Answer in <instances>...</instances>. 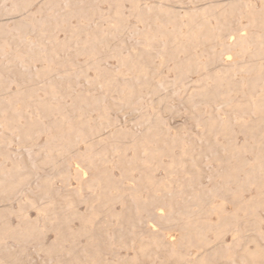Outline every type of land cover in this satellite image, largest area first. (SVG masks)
I'll return each instance as SVG.
<instances>
[{
	"label": "rangeland",
	"instance_id": "rangeland-1",
	"mask_svg": "<svg viewBox=\"0 0 264 264\" xmlns=\"http://www.w3.org/2000/svg\"><path fill=\"white\" fill-rule=\"evenodd\" d=\"M233 1L0 0V264H264V124L237 121L264 107V0Z\"/></svg>",
	"mask_w": 264,
	"mask_h": 264
},
{
	"label": "bare ground",
	"instance_id": "bare-ground-1",
	"mask_svg": "<svg viewBox=\"0 0 264 264\" xmlns=\"http://www.w3.org/2000/svg\"><path fill=\"white\" fill-rule=\"evenodd\" d=\"M33 1V0H32ZM229 1V0H228ZM234 2H236L235 0L233 1V3ZM141 3V2H140ZM262 3H263V1H262ZM230 4H232V3H230ZM235 4V3H234ZM233 4V5H234ZM264 5V4H263ZM141 6V5H140ZM133 7L135 8V10L136 9H138L139 8V4L136 2V1H134L133 2ZM169 8V7H168ZM141 9V8H140ZM222 9H221V6H220V4L218 5V9H217V11L218 12H220ZM244 11V10H243ZM252 11V10H251ZM228 12V11H227ZM227 12H226V14H227ZM254 12V11H253ZM22 16V15H21ZM27 16V15H26ZM225 16V15H224ZM254 16H255V14H254ZM25 17V16H24ZM223 17V16H222ZM21 18V17H20ZM121 18V17H120ZM119 18V19H120ZM203 19V18H202ZM225 19V18H224ZM258 20H259V18H257ZM254 20H255V17H254ZM20 21V20H19ZM28 21H29V19H28ZM260 21V20H259ZM18 22V21H17ZM263 22V21H262ZM35 23V22H34ZM28 24V23H27ZM33 24V23H32ZM32 24L30 25V26H32ZM264 24V23H263ZM19 25H20V23H19ZM36 25V24H35ZM27 26H29V25H27ZM262 26H264V25H262ZM262 26H261V28H262ZM1 28V27H0ZM34 28V27H33ZM226 29V28H225ZM229 29V28H228ZM231 29V28H230ZM30 31V30H29ZM75 31V30H74ZM186 31V30H185ZM188 31V30H187ZM186 31V32H187ZM189 31H190V29H189ZM226 31H227V29H226ZM223 32H225V31H223ZM222 32V33H223ZM226 33V32H225ZM252 33V32H251ZM254 33H255V31H254ZM3 34V33H2ZM191 34H193V32H191ZM190 34V35H191ZM202 34V33H201ZM229 34H230V32H229ZM243 34V33H242ZM20 35V34H19ZM196 35H198V34H196ZM195 35V36H196ZM241 35V34H240ZM248 36H249V34H247ZM175 36V35H174ZM177 36V35H176ZM183 36V35H182ZM243 36V35H242ZM179 37V36H178ZM184 37V36H183ZM200 37V36H199ZM230 37V36H229ZM239 37V36H238ZM245 37V36H244ZM89 38V37H88ZM148 38V37H147ZM176 38V37H175ZM175 38H174V40H175ZM188 38V37H187ZM70 39V38H69ZM180 39V38H179ZM184 39H186V36H185V38ZM191 39H193V38H191ZM196 39V38H195ZM239 39V38H238ZM245 39H246V37H245ZM232 40V39H231ZM168 41V40H167ZM179 41V40H178ZM188 41V40H187ZM93 42V41H92ZM94 42H95V40H94ZM236 42V41H235ZM245 42V41H244ZM176 44H177V42H176ZM183 44V43H182ZM187 44H188V42H187ZM263 44V43H262ZM170 45H171V43H170ZM180 45V44H179ZM193 45V44H192ZM192 45H190V46H192ZM195 45V44H194ZM185 46V45H184ZM183 46V47H184ZM240 46V45H239ZM261 46V45H260ZM175 47V46H174ZM180 46H177V48H179ZM233 47H235L234 45H232V48ZM170 48V47H169ZM194 48V47H193ZM237 48V47H236ZM181 49V48H180ZM175 50V49H174ZM172 51V50H171ZM179 51V50H178ZM177 51V52H178ZM184 51V50H183ZM197 51V50H196ZM258 51V50H257ZM112 52V51H111ZM114 52V51H113ZM135 52V51H134ZM176 52V51H175ZM180 52H181V50H180ZM187 52V51H186ZM235 52V51H234ZM255 52V51H254ZM86 53V52H85ZM120 53V52H119ZM185 53V52H184ZM233 52H231V54H232ZM191 54H192V52H191ZM195 54V53H194ZM233 54H235V53H233ZM84 55V54H83ZM121 55V54H120ZM189 55V54H188ZM213 55V54H212ZM211 55V56H212ZM254 55H256L255 53H254ZM88 56V55H87ZM176 56V55H175ZM174 56V57H175ZM193 56V55H192ZM188 57V56H187ZM237 57V56H236ZM121 58V57H120ZM230 58V55L229 54H227V59H229ZM235 58V57H234ZM233 58V59H234ZM4 59V58H3ZM42 59V58H41ZM185 59V57L183 58V60ZM238 59H240V60H237L238 62V65L239 66H245V65H247V66H256V68L257 67H260V57H254V58H252L251 60H250V62L249 63H246V62H243L242 60H241V58H238ZM1 60H2V58H1ZM23 60H25L24 58H23ZM87 60V59H86ZM131 60V59H130ZM130 60H128V61H130ZM235 60V59H234ZM43 61H45V60H43ZM186 61H187V59H186ZM233 61V60H232ZM50 62V61H49ZM184 62V61H183ZM226 62V61H225ZM47 63V62H46ZM51 63V62H50ZM140 63V62H139ZM187 63V62H186ZM229 63V62H228ZM227 63V64H228ZM183 64H185V63H183ZM62 65V64H61ZM134 65H135V63H134ZM132 66V65H131ZM136 66V65H135ZM157 66V65H156ZM174 66V65H173ZM182 66V65H181ZM185 66H187V64L185 65ZM184 66V67H185ZM54 67V66H53ZM133 67V66H132ZM132 67H131V69H132ZM152 67V66H151ZM180 67V66H179ZM187 68V67H186ZM250 68V67H249ZM45 69V68H44ZM50 69H51V67H50ZM58 69V68H57ZM163 69V68H162ZM177 69V68H176ZM185 69V68H184ZM183 69V70H184ZM188 69V68H187ZM227 69V68H226ZM135 70V69H134ZM181 70V69H180ZM223 70H225V68L223 69ZM59 71V70H58ZM159 71V70H158ZM68 72V71H67ZM160 72V71H159ZM182 72V71H181ZM229 72V71H228ZM65 73V72H64ZM70 73V72H69ZM120 73V72H119ZM136 73V72H135ZM138 75V74H137ZM158 75H160V74H158ZM54 76V75H53ZM52 76V77H53ZM65 76H66V74H65ZM162 76V75H161ZM50 77V76H49ZM138 77V76H137ZM159 77V76H158ZM139 78V77H138ZM160 78V77H159ZM201 78V77H200ZM47 79H48V77H47ZM176 79V78H175ZM180 79V78H179ZM184 79V78H183ZM164 80V79H163ZM162 80V81H163ZM187 80V78H185V81ZM21 81H23V80H21ZM161 81V80H160ZM161 81V82H162ZM20 82V81H19ZM18 82V83H19ZM159 82V81H158ZM160 82V83H161ZM186 83V82H185ZM28 84V83H27ZM44 84V83H43ZM162 84V83H161ZM29 85V84H28ZM54 86H55V83L53 84ZM30 86V85H29ZM256 86V83H254V82H251L250 83V89H254V87ZM20 87H22V85L20 86ZM104 87V86H103ZM203 87V86H202ZM23 88V87H22ZM25 89V88H24ZM200 89H202V88H200ZM21 90V89H20ZM26 90H28V89H26ZM140 90H143V89H140ZM33 91V90H32ZM25 92V91H24ZM17 93H19V91L17 92ZM22 93V92H21ZM20 93V94H21ZM197 93V92H196ZM195 93V94H196ZM19 94V95H20ZM194 94V95H195ZM32 95V94H31ZM138 95H140V94H138ZM58 96V95H57ZM135 96V95H134ZM196 96V95H195ZM253 96H254V94H253ZM32 97V96H31ZM76 97V96H75ZM192 97V96H191ZM77 98V97H76ZM79 98V97H78ZM130 98V97H129ZM35 99V98H34ZM80 99V98H79ZM189 99V98H188ZM13 100V99H12ZM39 100V99H38ZM43 100V99H42ZM78 101V100H77ZM31 102V101H30ZM41 102V101H40ZM240 103V102H239ZM10 104V103H9ZM32 104V103H31ZM30 104V105H31ZM82 104V103H81ZM251 104V103H250ZM7 105V104H6ZM78 105V104H77ZM33 106V105H32ZM33 108V107H32ZM37 108V107H36ZM240 108H241V106H240ZM39 110V109H38ZM240 110V109H239ZM28 111V110H27ZM72 111V110H71ZM75 111V110H74ZM8 112V111H7ZM252 112L254 113V117L252 118V120L250 121V124L248 125L247 124V121L245 120V118H241V117H239L238 118V123L240 124V126L242 127V126H244V127H246L247 128V131L250 133V132H253V131H257L259 128H260V126H262L263 124H264V107H263V105L261 104V100H257V101H255V105H254V107H253V109H252ZM142 113V112H141ZM6 114V113H5ZM59 115V114H58ZM64 115V114H63ZM29 116V115H28ZM27 116V117H28ZM18 117V116H17ZM30 117V116H29ZM145 117V116H144ZM20 118V117H19ZM18 118V119H19ZM25 118V117H24ZM151 118V117H150ZM21 119V118H20ZM19 119V120H20ZM69 119V118H68ZM74 119V118H73ZM140 119V118H139ZM23 120V119H22ZM46 120V119H45ZM2 121V120H1ZM5 121V120H4ZM39 121V120H38ZM37 121V122H38ZM6 122V121H5ZM24 122V120L22 121V123ZM59 123V122H58ZM4 124V123H3ZM5 124H7V123H5ZM13 124H14V122H13ZM16 124V123H15ZM46 125V124H45ZM64 125V124H63ZM66 125V124H65ZM12 126H14V125H12ZM23 126H24V123H23ZM90 126V125H89ZM7 127V126H6ZM25 127V126H24ZM62 127V126H61ZM46 128V127H45ZM67 129H69V126H67L66 127ZM66 128H64L65 129V132H66ZM48 129V128H47ZM72 129V128H71ZM27 130V129H26ZM60 130V129H59ZM70 130V129H69ZM222 130L224 131V132H229V130H230V127H229V125H227V124H223V126H222ZM14 131V130H13ZM63 131V130H62ZM105 131V130H104ZM103 131V132H104ZM214 130H212V131H210V132H213ZM64 132V133H65ZM103 132L101 133V134H103ZM66 133H68V131L66 132ZM70 133V132H69ZM215 133V132H214ZM210 134V133H209ZM216 134H217V132H216ZM2 135V134H1ZM16 135V134H15ZM104 135V134H103ZM7 136V135H6ZM5 136V137H6ZM99 136V135H98ZM10 137V136H9ZM115 137V136H114ZM118 138V137H117ZM4 139V138H3ZM120 139V138H119ZM121 140H122V138H121ZM120 140V141H121ZM123 141V140H122ZM5 143V142H4ZM109 143V142H108ZM121 143H123L124 144V142H121ZM121 143H119V144H121ZM93 145V144H92ZM110 145H112V143L110 144ZM122 145V144H121ZM134 146H135V144H133ZM104 146H107V144L106 145H103L102 147L101 146H99V147H101V148H103ZM118 146H120V145H118ZM233 146V145H232ZM93 147H94V145H93ZM97 148H98V146H96ZM109 147V146H108ZM224 147V146H223ZM88 148H89V146H88ZM95 148V147H94ZM119 148V147H118ZM121 148H123V147H121ZM156 148V147H155ZM238 148V147H237ZM92 149V148H91ZM105 149V148H104ZM103 149V150H104ZM232 149H233V147H232ZM231 149V150H232ZM89 151H91V150H89ZM106 151V150H105ZM182 151H183V149H182ZM185 151V150H184ZM237 151V150H236ZM94 152H95V150H94ZM107 152H108V150H107ZM107 152H105V155H107L106 153ZM122 152V151H121ZM77 153V152H76ZM89 154L90 153H92V152H88ZM99 152H96V154H98ZM102 153V152H101ZM109 153H111L110 151H109ZM108 153V154H109ZM113 153L114 152H112V155H113ZM104 154V152L101 154V155H103ZM118 154H120V153H118ZM184 154V153H183ZM186 154V153H185ZM75 155H78V154H75ZM84 155H86V154H84ZM98 155H100V154H98ZM97 155V156H98ZM111 155V156H112ZM83 156V155H82ZM94 156V154L92 153V155H91V159H94V161H95V159H98V158H92ZM184 156V155H183ZM4 157V156H3ZM68 157V156H67ZM77 157V156H76ZM87 157V156H86ZM85 157V158H86ZM106 157V156H105ZM113 157H114V155H113ZM80 158V157H79ZM108 157H106V160L108 161V159H107ZM181 159H183L182 157H180ZM81 159H83V158H80V160ZM102 159V158H101ZM113 159V158H112ZM67 160V159H66ZM65 160V161H66ZM89 160V159H88ZM105 160V161H106ZM132 160V159H131ZM68 161V160H67ZM83 161H85V160H83ZM92 161V160H91ZM99 161V160H98ZM102 161V160H101ZM104 160H103V162L104 163H106ZM109 161H110V159H109ZM176 161H177V159H176ZM223 161V160H222ZM43 163H44V161H42ZM76 162V161H75ZM74 162V163H75ZM85 162H87V161H85ZM93 162V161H92ZM102 162V163H103ZM131 162V161H130ZM184 162V161H183ZM218 162V161H217ZM227 162V161H226ZM89 163V162H88ZM100 164H101V162H99ZM111 163V162H110ZM110 163L108 164V165H110ZM220 163V162H219ZM222 163V162H221ZM245 163V162H244ZM243 162H242V164L243 165H245ZM257 163V162H256ZM259 163V162H258ZM78 164V163H77ZM80 164V163H79ZM84 164V163H83ZM98 164V163H97ZM97 164H96V166H97ZM195 164V163H194ZM227 164V163H226ZM71 165H72V167H73V164L71 163ZM71 165H69V166H71ZM76 165V164H75ZM90 165V164H89ZM93 165V164H92ZM95 165V164H94ZM112 165V164H111ZM129 165V164H128ZM230 165V164H229ZM79 166V165H78ZM83 166V165H82ZM106 166V165H105ZM180 166V165H179ZM227 166V165H226ZM256 166H257V164H256ZM127 167V166H126ZM125 167V168H126ZM131 167V166H130ZM194 167V166H193ZM247 167V166H246ZM259 167V166H258ZM2 168V167H1ZM18 168V167H17ZM84 168V167H83ZM82 168V169H83ZM6 169V168H5ZM86 169V168H85ZM127 169V168H126ZM181 169V168H180ZM196 169V168H195ZM250 169V168H249ZM252 169V168H251ZM17 170V169H16ZM53 170V169H52ZM88 170H90V169H88ZM125 170V169H124ZM217 170V169H216ZM226 170V169H225ZM236 170H237V168H236ZM255 170V169H254ZM107 171V170H106ZM126 171V170H125ZM124 171V172H125ZM176 170H174V173H175V175H176V172H175ZM190 171H191V169H190ZM195 171H197V170H195ZM218 171V170H217ZM252 171H253V169H252ZM74 172H75V170H74ZM199 172H201V171H199ZM224 172V171H223ZM251 172V171H250ZM82 173L83 174H85V171H82ZM105 173H108V172H105ZM104 173V174H105ZM229 173V172H228ZM233 173V172H232ZM231 173V175H232V178H234L233 177V174ZM248 173H249V171H248ZM80 174H81V172H80ZM112 174V173H111ZM154 174V173H153ZM181 175H182V173H180ZM190 174H192V173H190ZM225 174H227V172L225 173ZM236 174H238V173H236ZM235 174V175H236ZM256 174V173H255ZM31 175V174H30ZM77 175H79L78 174V172H77ZM110 175V174H109ZM174 175V174H173ZM199 175V174H198ZM26 176H27V174H26ZM25 176V177H26ZM89 176V175H88ZM167 176V175H166ZM177 176V175H176ZM215 176H217V175H215ZM228 177L230 176V175H227ZM1 177V176H0ZM9 177V176H8ZM113 177V176H112ZM2 178V177H1ZM6 178V177H5ZM82 178V177H81ZM80 178V179H81ZM91 178H92V175H91ZM90 178V179H91ZM100 178V177H99ZM106 178H108V177H106ZM109 178H111V177H109ZM114 179H115V177H113ZM157 178V177H156ZM169 178H171V177H169ZM175 178V177H174ZM191 178V177H190ZM199 178V177H198ZM218 178V177H217ZM232 178L230 177V179L232 180ZM26 179V178H25ZM24 179V180H25ZM80 179H79V181H80ZM85 179V178H84ZM101 179H102V177H101ZM117 179V178H116ZM158 179V178H157ZM229 179V180H230ZM8 180V179H7ZM78 180V179H77ZM82 180V179H81ZM88 180V179H87ZM107 180V179H106ZM117 180H119V179H117ZM161 180V179H160ZM163 180V179H162ZM167 180V179H166ZM3 181V180H2ZM78 181V182H79ZM155 181V180H154ZM153 181V182H154ZM168 181H170L169 179H168ZM225 181L227 182L228 180L227 179H225ZM7 182V181H6ZM77 182V181H76ZM77 182V183H78ZM91 182V181H90ZM94 182V181H93ZM160 182V181H159ZM162 183L164 182V181H161ZM177 182V181H176ZM3 183H5V182H3ZM8 183H9V181H8ZM80 183V182H79ZM99 183V182H98ZM157 183V181H155L153 184H154V186H155V184ZM165 183H167V182H165ZM164 183V184H165ZM172 183V182H171ZM231 183V182H230ZM235 183V182H234ZM0 184H1V182H0ZM6 184V183H5ZM52 184V183H51ZM81 184V186L82 185H84V184H82V183H80ZM91 184V187H93L92 186V183H90ZM89 184V185H90ZM169 184V183H168ZM14 185V184H13ZM13 185H11V183L10 184H6L5 186L6 187H8L7 189L8 190H10V191H12V188H13ZM19 185V184H18ZM86 185V184H85ZM95 185V184H94ZM169 185H172V184H169ZM190 185V184H189ZM5 186L3 185L2 186V191H3V193L2 194H4L5 192H4V190H3V187L5 188ZM86 186H88V184L86 185ZM97 186V185H96ZM148 186H150V185H148ZM158 186V185H157ZM160 186V185H159ZM191 186V185H190ZM78 187V186H77ZM84 187V186H83ZM89 187V186H88ZM95 187V186H94ZM143 187V186H142ZM163 187H164V185H163ZM197 187V186H196ZM0 188H1V186H0ZM79 188V187H78ZM82 188V187H81ZM152 188V187H151ZM166 188V187H165ZM167 188H170V187H167ZM199 188V187H198ZM83 189V188H82ZM87 189V188H86ZM85 189V190H86ZM150 189V188H149ZM156 189V188H155ZM19 190V189H18ZM68 190V189H67ZM66 190V191H67ZM84 190V191H85ZM144 190H146V189H144ZM156 190H158V189H156ZM190 190V189H189ZM211 190V189H210ZM210 190H209V192H210ZM5 191H7V190H5ZM152 190H150V192H151ZM161 191V190H160ZM200 191V190H199ZM198 191V192H199ZM1 192V191H0ZM149 192V191H148ZM169 192V191H168ZM16 193V192H15ZM15 193H13L12 195H13V197L14 196H16V195H18L17 193H16V195H15ZM106 193H107V191H106ZM158 192H156V194H157ZM161 193V192H160ZM180 193V192H179ZM213 193V192H212ZM263 193H264V187H262L261 189H259V191L257 192V195L256 196H254V197H252L251 198V200L253 201V202H255V203H258V201H259V198H261V196L263 195ZM7 194V193H6ZM163 194H165V193H163ZM199 194V193H198ZM210 194V193H209ZM138 195V194H137ZM141 195V194H140ZM155 195V194H154ZM154 195H153V197H154ZM162 195V194H161ZM171 195V194H170ZM185 195V194H184ZM197 195V194H196ZM202 195V194H201ZM8 196V195H7ZM83 196V195H82ZM108 196H109V194H108ZM115 196L116 195H114V198H115ZM124 196V195H123ZM163 196V195H162ZM183 196V195H182ZM190 196H191V194H190ZM9 197V196H8ZM19 197V196H18ZM117 197V196H116ZM128 197V196H127ZM166 197V196H165ZM178 197V196H177ZM201 196H198V198H200ZM251 197V196H250ZM7 198V197H6ZM78 198L79 197H77V200H78ZM91 198V197H90ZM89 198V199H90ZM109 198V197H108ZM149 197H147V199H148ZM191 198V197H190ZM202 198V197H201ZM14 199H16V198H14ZM88 199V200H89ZM106 199V198H105ZM143 200H144V198H142ZM150 199V198H149ZM155 199V198H154ZM174 199V198H173ZM172 199V200H173ZM195 199H196V196H195ZM213 199V198H212ZM91 200V199H90ZM67 201V205H68V207L70 208V207H73V204H72V202H70L69 200H66ZM103 201H104V199H103ZM148 201V200H147ZM151 201V200H150ZM160 201V200H159ZM192 201L193 200H191V203H192ZM137 202V201H136ZM154 202H155V200H154ZM157 202V201H156ZM162 202V201H161ZM190 202V201H189ZM263 202V201H262ZM6 203H8V202H6ZM138 203V202H137ZM148 204H146V208H148V206L147 205H150L149 204V202H147ZM174 203V202H173ZM202 203V202H201ZM219 203V202H218ZM217 203V204H218ZM11 204V203H10ZM25 204V203H24ZM108 204H110V202L108 203ZM107 204V205H108ZM115 204V203H114ZM113 204V205H114ZM157 204V203H156ZM161 204V203H160ZM163 204V203H162ZM175 204V203H174ZM177 204V203H176ZM21 205V204H20ZM31 205H32V203H31ZM35 205V204H34ZM112 205V206H113ZM159 205V204H158ZM194 205H196V204H194ZM202 205V204H201ZM219 205V204H218ZM111 206V205H110ZM112 206H111V208H112ZM135 206V205H134ZM151 207H152V205H150ZM164 206V205H163ZM193 206V205H192ZM203 206V205H202ZM7 207V206H6ZM9 207V206H8ZM62 207V206H61ZM97 207V206H96ZM106 207H108V206H106ZM167 207V206H166ZM21 208H23V207H21ZM33 208V207H32ZM109 208V207H108ZM135 208V207H134ZM136 208H137V206H136ZM160 208V207H159ZM162 208V207H161ZM169 208V207H168ZM171 208V207H170ZM176 208H178V207H176ZM9 209V208H8ZM26 209V208H25ZM98 209V208H97ZM220 208H218V210H219ZM14 210V209H13ZM91 210V209H90ZM101 210V209H100ZM105 210V209H104ZM107 210V209H106ZM112 210V209H111ZM114 210V209H113ZM121 210V209H120ZM135 211H136V209H134ZM151 210V209H150ZM154 210V209H153ZM157 210H158V208H157ZM175 210H177V209H175ZM207 210V209H206ZM95 211V210H94ZM109 211V210H108ZM119 211V210H118ZM141 211V210H140ZM174 211V210H173ZM185 211H186V209H185ZM215 211H216V209H215ZM17 212V211H16ZM15 212V213H16ZM18 212H20L19 210H18ZM99 212V211H98ZM103 212V211H102ZM139 212V211H138ZM147 212V211H146ZM154 212V211H153ZM189 212H191V211H189ZM13 214H14V212H12ZM24 212H23V209H22V212H21V217H22V214H23ZM114 213H115V210H114ZM148 213V212H147ZM162 213V212H161ZM160 213V214H161ZM164 213V212H163ZM216 213H217V211H216ZM28 214V213H27ZM79 214V213H78ZM102 214V213H101ZM100 214V215H101ZM106 214V213H105ZM112 214V213H111ZM140 214V213H139ZM174 214H175V212H174ZM205 214V213H204ZM220 214V213H219ZM226 214V213H225ZM1 215V214H0ZM17 215V214H16ZM97 215V214H96ZM108 215V214H107ZM131 215H132V212H131ZM135 215H138V214H135ZM141 215V214H140ZM147 215V214H146ZM163 215V214H162ZM166 215V214H165ZM184 215V214H183ZM200 215V214H199ZM218 215V214H217ZM24 216H26V215H24ZM98 216V215H97ZM154 216V215H153ZM172 216V215H171ZM193 216V215H192ZM206 216V215H205ZM21 217H19V219L21 218ZM94 217H95V214L94 213H92L89 217H88V223H90V221H93V219H94ZM101 217V216H100ZM104 217V216H103ZM146 217V216H145ZM158 217H159V215H158ZM161 217H164V216H161ZM166 217V216H165ZM169 217V216H168ZM177 217V216H176ZM24 218V217H23ZM25 218H27V217H25ZM98 217H96V219H97ZM104 218H107V217H104ZM112 218H114V217H112ZM127 218V217H126ZM132 218H134V217H132ZM154 218V217H153ZM160 218V217H159ZM228 218V217H227ZM22 219V218H21ZM115 219V218H114ZM156 219V218H155ZM166 219V218H165ZM168 219V218H167ZM181 219H182V217H181ZM184 219H186V218H183V220ZM29 219H27V221H28ZM37 220V219H36ZM157 220V219H156ZM171 220V219H170ZM193 220V219H192ZM192 220L191 221H189V223L190 222H192ZM26 221V220H25ZM100 221V220H99ZM117 221H118V219H117ZM159 221V220H158ZM163 222V221H162ZM180 222V221H179ZM20 223V222H19ZM93 223V222H92ZM98 223V222H97ZM96 223V224H97ZM100 223V222H99ZM106 223L107 222H105V228H106ZM132 223V222H131ZM130 223V224H131ZM134 223V222H133ZM156 223V222H155ZM185 223V222H184ZM188 223V224H189ZM205 223H207V221H205ZM86 224V223H85ZM108 224H110V223H108ZM119 224V223H118ZM139 224H141L140 223V221H139ZM158 224V223H157ZM161 224V226H162V223H160ZM192 224V223H191ZM218 224H220V223H218ZM30 225V227H32V224H29ZM94 225V224H93ZM123 225V224H122ZM145 225V222L143 223V226ZM190 225V224H189ZM217 225V224H216ZM108 226V225H107ZM114 226V225H113ZM120 226V225H119ZM130 226V225H129ZM129 226H127V227H129ZM140 226V225H139ZM160 226V225H159ZM164 226V225H163ZM166 226V225H165ZM181 226V225H180ZM179 226V227H180ZM186 226V225H185ZM207 226H208V224H207ZM206 226V227H207ZM215 226V225H214ZM17 227V226H16ZM21 227H22V224H21ZM133 227H134V225H133ZM205 227V226H204ZM111 228V227H110ZM116 228V227H115ZM146 228V227H145ZM148 228V227H147ZM146 228V229H147ZM156 228H157V226H156ZM173 228V227H172ZM187 228V227H186ZM210 228H211V226H210ZM216 228H218V227H216ZM33 229H37V228H35V227H33ZM157 229H159V228H157ZM165 228H163L162 230H164ZM184 229V228H183ZM196 229H198V228H196ZM22 230V229H21ZM96 230V229H95ZM99 230V229H98ZM105 230H108V229H105ZM104 230V231H105ZM118 230V229H117ZM119 230H120V228H119ZM169 230V229H168ZM179 230V229H178ZM186 230H188V228L186 229ZM186 230H185V234H186ZM204 230H207V229H204ZM212 230V229H211ZM78 231V230H77ZM90 231V230H89ZM146 231V230H145ZM155 231V230H154ZM203 231V230H202ZM91 232V231H90ZM111 232H113V230L111 231ZM129 232V231H128ZM160 232V231H159ZM189 232V231H188ZM195 234H196V232L195 231H193ZM193 232H192V235L191 234H189V235H191V236H193L194 234H193ZM199 232H201V230H200V228H199ZM215 232V231H214ZM28 233V232H27ZM34 233V232H33ZM93 233V232H92ZM91 233V234H92ZM138 233V232H137ZM88 234V233H87ZM159 234V233H158ZM184 234V233H183ZM182 234V235H183ZM215 234H216V232H215ZM78 235V234H77ZM83 235V234H82ZM133 235V234H132ZM223 235V234H222ZM84 236H86V235H84ZM83 236V237H84ZM157 236V235H156ZM196 236V235H195ZM195 236H193L194 238H195ZM203 236H204V234H203ZM219 236H220V234H219ZM82 237V238H83ZM89 237V236H88ZM123 237V236H122ZM130 237V236H129ZM165 237V236H164ZM181 237V236H180ZM185 237V236H184ZM202 237V236H201ZM215 237V236H214ZM87 238V237H86ZM131 238V237H130ZM186 238V237H185ZM89 239V238H88ZM115 239V238H114ZM134 239H135V237H134ZM139 239V238H138ZM160 239H162L161 237H160ZM201 239V238H200ZM200 239H198V241L200 240ZM208 239V238H207ZM222 238H219V241H222L221 240ZM131 240V239H130ZM176 240V239H175ZM194 240V239H193ZM95 241V240H94ZM112 241V240H111ZM134 241V240H133ZM147 241V240H146ZM156 241V240H155ZM177 241V240H176ZM188 241V240H187ZM196 241H197V239H196ZM196 241H192V244L190 245L189 243H187V244H189L190 246H193L194 247V245L195 244H197V243H195L194 244V242H196ZM197 241V242H198ZM208 241V240H207ZM101 242V241H100ZM144 242V241H143ZM151 242V241H150ZM157 242V241H156ZM186 242V241H185ZM190 242V241H189ZM205 242V241H204ZM211 242V241H210ZM236 242V241H235ZM235 242H233V243H235ZM99 243V242H98ZM107 243V242H106ZM135 243H137V242H135ZM147 243V242H146ZM149 243V242H148ZM157 243H159V241L157 242ZM169 243H170V241H169ZM168 243V244H169ZM174 243V242H173ZM203 243V242H202ZM206 243V242H205ZM93 244V243H92ZM141 244H142V241H141ZM172 244V243H171ZM178 244V243H177ZM183 244V243H182ZM194 244V245H193ZM258 244V243H257ZM123 245V244H122ZM143 245H145V244H143ZM149 245V244H148ZM163 245H164V243H163ZM209 245H211V244H209ZM89 246V245H88ZM92 246V245H91ZM94 246V245H93ZM107 246V245H106ZM166 246H167V244H166ZM173 246V245H172ZM175 246H177L176 244H175ZM186 246V245H185ZM188 246V245H187ZM189 246V247H190ZM203 245L201 244L200 245V247L199 248H201ZM205 246V245H204ZM216 246V245H215ZM65 247V246H64ZM85 247V246H84ZM101 247V246H100ZM169 247H171V245L169 246ZM86 248V247H85ZM94 248V247H93ZM109 248V247H108ZM172 248V247H171ZM175 248V247H174ZM195 248V247H194ZM205 248H206V246H205ZM214 248V247H213ZM97 249V248H96ZM155 249V248H154ZM186 249V248H185ZM189 249V248H188ZM195 249H197V246H196V248ZM212 249V248H211ZM58 250V249H57ZM95 250V249H94ZM109 250V249H108ZM163 250V249H162ZM197 250H199V249H197ZM203 250V249H202ZM214 250H215V248H214ZM217 251L216 252H218V249H216ZM100 251V250H99ZM103 251V250H102ZM163 251H165V250H163ZM182 252H183V250H181ZM180 251V252H181ZM60 252V251H59ZM83 252H86V251H83ZM154 252V251H153ZM187 252V251H186ZM197 252V251H196ZM199 252H201V250L199 251ZM203 252V251H202ZM204 252H205V250H204ZM210 252H212V251H210ZM151 253H152V251H151ZM155 253V252H154ZM185 252H183V254H184ZM213 253H215V252H213ZM220 253V252H219ZM13 254V253H12ZM15 254V253H14ZM104 254V253H103ZM106 254V253H105ZM173 254V253H172ZM188 254V253H187ZM196 254H198V253H196ZM255 254H257V253H255ZM169 255V254H168ZM214 255V254H213ZM253 255V254H252ZM16 256H17V254H16ZM88 256V255H87ZM170 256V255H169ZM182 257H183V255H181ZM208 256H209V253H208ZM227 256V255H226ZM83 257V256H82ZM149 257V256H148ZM181 257V258H182ZM202 257H204V256H202ZM215 257V256H214ZM259 257V256H258ZM1 258V257H0ZM173 258V257H172ZM198 258V257H197ZM205 258H207L206 256L203 258V259H205ZM177 259V258H176ZM201 259V258H200ZM216 259V258H215ZM5 260V259H4ZM3 260V261H4ZM7 260H9V259H7ZM206 260V259H205ZM1 261V260H0ZM187 261V260H186ZM201 261H202V259H201ZM200 261V262H201ZM208 261L210 262V260L208 259ZM183 262V261H182ZM188 262H189V260H188ZM208 262V263H209ZM166 263V262H165ZM134 264H137L136 262L134 263ZM179 264V263H178ZM198 264H203V263H198ZM206 264V263H205ZM213 264V263H212Z\"/></svg>",
	"mask_w": 264,
	"mask_h": 264
}]
</instances>
